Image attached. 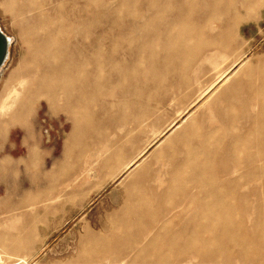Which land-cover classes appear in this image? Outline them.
Masks as SVG:
<instances>
[{"label": "rangeland", "instance_id": "obj_1", "mask_svg": "<svg viewBox=\"0 0 264 264\" xmlns=\"http://www.w3.org/2000/svg\"><path fill=\"white\" fill-rule=\"evenodd\" d=\"M21 1L25 6L31 7V16H21L19 21H13L11 14L4 11L0 4V28L11 38L8 58L0 73V97L12 71L29 61L36 68L31 54L43 55V51L35 45L51 24V29L55 32L60 28L54 34L55 46H50L51 54L57 60L63 56L69 58L76 55L77 49L70 44L77 35L83 41L86 32L91 35L94 59L98 47L99 59L106 63L103 66V79L109 80V85L105 89H98L96 85L89 97L92 116L102 126L96 136L94 131L83 135L87 138L88 145L81 153L80 161L73 158L76 150L72 153L66 151L72 143L69 138L71 119L59 107H51L48 97H39L33 108L23 113L24 119L13 117L10 121L9 118L19 109L18 102L24 96L22 92L19 101L8 114L0 118L11 122L5 133L0 134V166L4 160L11 161L9 172L0 175V260L12 262L19 256H24L26 264H264V241L261 244L254 243L251 238L257 233L255 230L249 231L255 222H264L263 186L246 194L250 200L246 216L232 214L229 218H224L225 222H242L245 230L240 231V236L245 237V241L250 240L245 250L221 234H215L218 238L216 245H210L204 251L185 247L181 243L172 250H165L164 234L157 237L154 245H149L154 235L164 225L170 231L184 228L198 210L205 208H197L194 205L195 198L203 199L202 203L206 204L207 199L212 196L199 191L195 186H187L177 192L178 198L173 204L166 206L162 215L148 219L139 232L131 229L128 233L126 227L113 226L109 218L123 208V190L129 177L124 176L115 181H111V177L121 163L142 145L145 136L127 144L121 157L112 164L105 163V157L94 160L103 143L117 139L126 127H133L143 118H139L138 122H123V119H118L117 111L126 107L135 114L142 112L144 105H134L131 100L133 94H137L142 102L143 93L152 94L147 107L150 112L153 109L154 114L144 116L148 119L143 122L147 124L152 121L151 129L149 127L145 131L147 134L152 129L161 128L176 114V107L169 105V97L163 94V89H144L138 79L135 81L133 78H129L128 82L117 80L116 73L107 66L113 60L130 61V50L144 41L142 33L145 22L147 31L156 32L166 20L171 21L173 18L176 23L170 34H174L180 27L193 28L204 12L207 10L208 13L211 9L214 14L205 22L206 26L197 29L201 37L213 38L212 46L206 50L209 55L225 43L226 38L221 36L220 29L230 22H238L232 32V37L235 34L237 37L235 50L244 49L246 54L234 69H241L242 65H255L264 57V0H89L87 6L85 0ZM247 1L253 5L250 6ZM16 2L18 1H12L13 4H17ZM180 2L184 6L194 3V8L180 12L171 7ZM39 5H43L44 18L49 21L46 25H42L43 17L38 18L36 6ZM157 5H165L167 9H158ZM154 11L161 12L165 17L159 19L162 15L156 14L154 18ZM25 24H30V27L27 37L21 36L22 41L18 30ZM209 27L214 30L211 31ZM176 42L180 43L178 40ZM78 45L82 46L81 42ZM156 55L161 61L170 57L171 53L158 48ZM181 55L189 58L190 54L186 50ZM202 55L203 53H199L192 57L198 60ZM190 67L194 68L195 65L189 66L185 72ZM233 72L234 70L228 75ZM188 74L191 75V70ZM169 83L167 81L166 85ZM220 84L218 82L214 89ZM214 89L190 106L188 113L177 120L175 126L188 114H191L189 121L204 112L206 107L201 104ZM189 97L190 95H184L179 98V102H186ZM156 101H161L163 105L157 114L154 106ZM109 112L112 114L109 115ZM188 121L183 122L182 126ZM72 145L77 148V144ZM155 145L147 147L141 158L147 156ZM84 153L91 154L95 172L91 171L90 179L80 189L67 193L65 186L77 169L81 168L83 157L86 156ZM25 162L28 163L27 168L23 167ZM58 195L60 196L56 200ZM212 210L224 211L226 208L216 206ZM261 228L260 236L264 239V224Z\"/></svg>", "mask_w": 264, "mask_h": 264}, {"label": "bare ground", "instance_id": "obj_2", "mask_svg": "<svg viewBox=\"0 0 264 264\" xmlns=\"http://www.w3.org/2000/svg\"><path fill=\"white\" fill-rule=\"evenodd\" d=\"M12 1L1 0L0 4L4 11L11 14L13 21L20 20L21 16H31L30 6H25L21 0H17V4H13ZM88 1L85 0V6ZM249 5L252 6L253 3L250 2ZM156 7L167 9L165 5ZM171 7L180 12L185 9L191 11L194 3L184 6L180 2ZM36 8L38 18L43 17L42 25H46L49 21L44 18L43 5ZM156 14L162 15L161 12L154 11V18ZM213 14L211 9L208 13L206 10L193 28L180 27L174 34H170L176 23L173 18L171 21L166 20L160 29L155 30L156 32L147 31L145 22L143 24L145 30L142 33L144 41L130 50L132 53L130 61L113 60L107 65L110 71L116 73L117 80L128 82L129 78H133L135 81L138 79L144 89H163V94L169 97V105L177 109L174 117L167 120L161 128L150 130V134L145 131L149 130V127L151 129L152 121L147 124L143 122L148 119L144 116L154 114L153 109L150 112V108L147 107L152 94L143 93V102L137 94L131 97L134 105H144L140 114H135L129 107L117 111L118 119H123V122L129 120L138 122L139 118H143L133 127H126L117 139L103 143L94 160L105 157V163L112 164L121 157L127 144L141 136H145V139L111 177V181L123 179L124 176L129 177V180L123 190V208L109 218L110 223L113 226L126 227L127 231L133 229L139 232L148 219L152 220L162 215L166 206L173 204L178 198L177 192L190 185L212 196L207 199L206 204L202 203L203 199L195 198L194 205L197 208L201 206L205 208L198 210L184 228L170 231L164 225L154 235L149 245H154L157 237L164 234L165 250H172L181 243L185 247L204 251L208 246L216 245L218 238L215 234L224 235L231 243L238 244L245 250L250 240L245 241V237L240 236V231L245 230L242 222L240 220L225 222L224 218H229L232 214L246 216V208L250 201L246 194L252 193L257 187H264V57L255 65L245 64L241 69L238 67L234 69L246 54L244 49L235 50L237 37L235 34L233 38L232 32L238 22H230L220 29L219 33L226 38L225 43L209 55L206 50L212 46L213 38L201 37L197 29L205 27V22ZM176 15L175 13L174 17ZM164 17L165 15H162L158 18ZM51 26L52 24L40 35L35 45L43 51V55L31 54L36 68L29 61L9 75L4 93L0 97V118L8 114L19 101L22 92L24 96L22 101L18 102L19 109L9 118L10 121L13 117L24 119L23 113L31 110L39 97H48L51 107H59L69 115L72 125L69 138L72 143L66 151L72 153L76 150L73 158L80 161L81 153L88 145L87 138L83 135L94 131L96 136L102 126L97 124L92 116L89 97L96 85L98 89H105L109 85V80L103 79V66L106 63L99 59L98 47L94 59L91 35L88 32L84 35L85 41L80 40L78 35L72 39L70 45L77 49L75 56L69 58L63 56L57 60L51 54L50 46H55L54 34L60 28L58 27L55 32ZM29 27L30 24L20 27L18 30L20 40L23 41L21 36L27 37ZM209 28L211 31L214 30L212 27ZM177 40L180 43H177ZM79 42L82 46L78 45ZM158 48L171 53V56L159 61L156 55ZM186 50L189 51V58L181 55ZM199 53H203L200 59L192 57ZM191 65L195 67H190L185 72ZM189 70L191 75L188 74ZM232 70L234 72L229 76ZM81 79L84 81L81 82ZM167 81H170L168 85ZM218 82L221 84L214 89ZM213 89L214 91L201 104L206 107L204 112L189 121L191 114H188L175 126L177 120L188 113L190 106ZM184 95L190 97L186 102L180 103L179 98ZM154 106L156 114L163 107L161 101H156ZM111 114L112 112H109V115ZM9 120H0V134L3 135L6 127L11 124ZM185 121L188 123L182 126ZM72 144H77V148L75 146V149ZM152 144L156 145L147 156L141 158L147 147ZM90 155L88 153L85 158L83 157L81 168L77 169L76 174L65 186L67 193L80 189L81 185L90 179L91 171L95 172L92 164L94 160H91ZM27 166V162L23 163L24 168ZM0 167V175L9 172L11 161L4 160ZM216 206L225 207L226 210L213 211L212 208ZM263 224V221L255 222L249 230H255L257 233L251 238L254 243L261 244L264 241L260 236ZM19 263L26 264L27 259L19 256L12 262L0 260V264Z\"/></svg>", "mask_w": 264, "mask_h": 264}, {"label": "water", "instance_id": "obj_3", "mask_svg": "<svg viewBox=\"0 0 264 264\" xmlns=\"http://www.w3.org/2000/svg\"><path fill=\"white\" fill-rule=\"evenodd\" d=\"M10 43L11 38L0 28V69L8 58Z\"/></svg>", "mask_w": 264, "mask_h": 264}]
</instances>
